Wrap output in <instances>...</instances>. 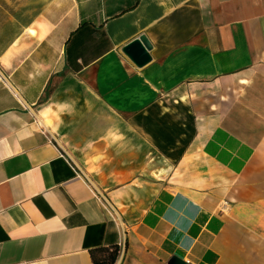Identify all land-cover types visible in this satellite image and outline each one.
<instances>
[{"label": "crops", "instance_id": "crops-1", "mask_svg": "<svg viewBox=\"0 0 264 264\" xmlns=\"http://www.w3.org/2000/svg\"><path fill=\"white\" fill-rule=\"evenodd\" d=\"M110 243L264 264V0H0V264Z\"/></svg>", "mask_w": 264, "mask_h": 264}, {"label": "water", "instance_id": "water-1", "mask_svg": "<svg viewBox=\"0 0 264 264\" xmlns=\"http://www.w3.org/2000/svg\"><path fill=\"white\" fill-rule=\"evenodd\" d=\"M151 44L143 34L138 35L122 48V53L127 56L137 67H142L150 61L149 51ZM168 264H188L176 256H172L168 260Z\"/></svg>", "mask_w": 264, "mask_h": 264}, {"label": "trees", "instance_id": "trees-1", "mask_svg": "<svg viewBox=\"0 0 264 264\" xmlns=\"http://www.w3.org/2000/svg\"><path fill=\"white\" fill-rule=\"evenodd\" d=\"M117 243H110L107 246H99L89 249L91 260L97 264H116L118 257Z\"/></svg>", "mask_w": 264, "mask_h": 264}]
</instances>
